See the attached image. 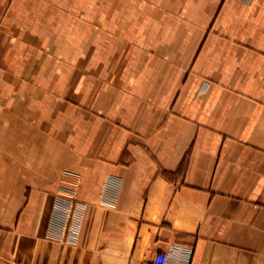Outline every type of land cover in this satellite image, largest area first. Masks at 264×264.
I'll use <instances>...</instances> for the list:
<instances>
[{
    "label": "crops",
    "instance_id": "crops-1",
    "mask_svg": "<svg viewBox=\"0 0 264 264\" xmlns=\"http://www.w3.org/2000/svg\"><path fill=\"white\" fill-rule=\"evenodd\" d=\"M264 264V0H0V264Z\"/></svg>",
    "mask_w": 264,
    "mask_h": 264
},
{
    "label": "built area",
    "instance_id": "built-area-1",
    "mask_svg": "<svg viewBox=\"0 0 264 264\" xmlns=\"http://www.w3.org/2000/svg\"><path fill=\"white\" fill-rule=\"evenodd\" d=\"M243 2H249L250 0H241ZM168 255L167 253H161L154 258V264H166Z\"/></svg>",
    "mask_w": 264,
    "mask_h": 264
}]
</instances>
